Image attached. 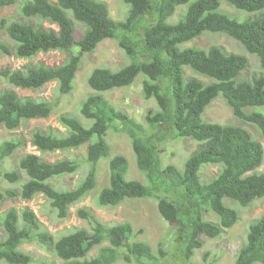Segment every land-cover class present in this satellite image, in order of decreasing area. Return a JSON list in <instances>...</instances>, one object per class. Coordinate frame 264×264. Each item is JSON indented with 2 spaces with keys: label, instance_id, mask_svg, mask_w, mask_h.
<instances>
[{
  "label": "trees",
  "instance_id": "trees-1",
  "mask_svg": "<svg viewBox=\"0 0 264 264\" xmlns=\"http://www.w3.org/2000/svg\"><path fill=\"white\" fill-rule=\"evenodd\" d=\"M222 1L250 17L240 20L223 12ZM124 2L129 6L127 16L116 21L109 5L101 0H0V16L14 6L21 16L15 20L0 19V35L6 34L12 41V44L0 42V56L31 61L40 53L70 52L69 58L58 66L29 62L18 69L2 68L0 81L34 92L56 82L62 96L70 94L84 56L93 53L104 41L116 40L131 62L118 71L98 67L90 74L88 85L93 93L82 102L79 113L92 121L93 126L88 128L77 117L63 114L59 123L64 132L36 129L31 133L30 144L42 154L87 146L84 157L89 166L87 175L71 192L72 199L80 201L96 189L99 164L111 156V148L105 141L107 130L126 133L147 184L126 180L129 161L123 155H115L109 160L110 184L101 190L98 205L117 207L130 199L157 200L161 217L179 229L187 264L204 247L203 237L217 239L239 223V212L228 207L226 199L248 207L264 198V172L258 173L264 164L263 145L241 126L206 122L203 118L207 108L222 96L237 119L257 126L264 136V113L246 111L264 107V76L240 79L250 66L244 55L228 53L217 45L208 49L184 45L205 33L224 34L257 55L264 69V0ZM182 7H185L183 16L175 23L170 22ZM150 16L154 23L144 24ZM45 22L58 29L46 28ZM76 23L86 27L78 41ZM141 29L143 33L139 35ZM142 55L149 59H142ZM141 74L145 98L154 99L159 109L146 116L148 129L157 132L160 126L168 125L178 138L200 144L183 170L175 165L163 167L158 145L166 132L148 142L150 135L145 126L117 109L104 95L133 85ZM53 111L46 100L21 97L10 88L0 91V126L8 132L18 131L31 120L49 119ZM93 137H97V143H92ZM27 145V141L17 136L0 143V165ZM206 165L220 166V172L209 182H203L201 177ZM80 168L81 163L74 159L49 162L36 154H25L16 169L5 170L1 176V180L21 187L4 190L0 186V200L29 202L37 195L52 196L56 193L52 180L74 175ZM22 172L27 178L25 182ZM188 196L197 199L194 207L188 205ZM62 199L60 194L53 205L64 219L69 215V207ZM205 210L216 214L219 222L206 220ZM78 216L91 223V234L80 229L56 240L44 230L34 211L10 208L0 214V227L5 233V238L0 239V262L30 264L31 256L19 248L33 241L46 246L62 264H116L120 260L129 264H161L166 256L163 248L156 255L148 243L135 241L129 222L107 226L87 209H80ZM89 237L93 242L107 243L92 258H89L92 250ZM238 261L264 264V217L250 225Z\"/></svg>",
  "mask_w": 264,
  "mask_h": 264
},
{
  "label": "rangeland",
  "instance_id": "rangeland-1",
  "mask_svg": "<svg viewBox=\"0 0 264 264\" xmlns=\"http://www.w3.org/2000/svg\"><path fill=\"white\" fill-rule=\"evenodd\" d=\"M51 1L56 2L57 0ZM101 1L109 5L110 14L116 21H122L127 16L129 6L124 0ZM222 11L240 20L250 17V15L236 10L224 1H222ZM184 12L185 7L179 8L176 14L170 19V22H177L183 16ZM1 18L15 20L20 19L21 16L17 11V7L14 6L5 9L0 16V19ZM145 23L153 24V17H147L144 21V24ZM76 24V39L78 41L82 37L86 27L80 23ZM44 26L46 28L58 29L55 25H50L48 22H45ZM142 33L143 31L141 29L139 35H142ZM1 41L12 44V41L6 34L0 35V42ZM214 45L222 47L228 53L244 55L249 59L250 66L240 77L241 80H252L254 77L260 75L264 76V69L261 66L258 56L247 52L241 43L227 35L205 33L191 44H185L184 47L196 46L198 48L208 49ZM69 56L70 52L60 51L40 53L31 61L0 56V69L6 67L18 69L29 62L32 64L43 62L49 66H58L69 58ZM141 58L149 59V57L144 55H142ZM130 62L129 57L119 47L116 40H106L99 45L98 49L93 53L84 56L81 68L75 79L74 90L70 94L62 96L56 82L49 83L40 90L34 92L9 87L5 82L0 81V91L4 88H10L21 97L29 96L37 100H46L50 102L54 109L49 119H38L25 122L16 132H8L3 126H0V143L16 136L28 142L25 148L15 153L11 158L0 165V186L4 190L8 188L19 190L21 187L19 184L13 185L7 181L1 180V176L2 172L5 170L16 169L18 160L25 154H36L49 162L67 158L77 160L81 163V168L76 174L66 175L52 180V184L56 189V193L52 196L37 195L29 202L22 201L21 199L14 200L9 198L0 200V214L5 213L10 208H16L20 211L24 208H29L36 213L44 230L58 240L80 229L91 234L93 227L91 223L78 216V211L80 209H87L97 220L107 226H113L124 222L131 223L134 228L135 241L148 243L156 255L160 248H163L166 252V256L162 259L161 264H184L185 259L182 254L179 229L177 226L171 225L161 217L158 211L157 200L148 198L130 199L117 207H101L98 205V197L101 190L110 184L109 160L115 155H123L129 161V171L125 178L126 180H138L147 184V179L137 167L132 142L126 133L114 131L112 129L107 130L105 141L111 148V156L109 159L103 158L99 164L98 185L96 189L80 201L73 200L71 192L87 175L89 166L84 162L87 146L69 152L59 151L42 154L30 144L31 133L36 129L46 131L52 128L64 132V128L59 123V118L63 114L75 116L80 119L86 127H92L93 122L84 119L79 113L82 102L87 96L93 93V90L88 85L90 74L98 67H106L113 71H118L130 64ZM187 74L189 76H194V74L189 71H187ZM143 78L144 76L141 74L133 85L114 89L104 93V95L117 109L124 111L131 118L145 126L150 135L148 136V142L161 135L162 132H166L167 136L158 145L163 167L175 165L183 170L186 160L197 151L200 144L191 139L178 138L176 132L172 130V128H169L168 125L160 126L157 132L148 129L149 126L146 121V116L155 113L159 109L154 99L148 100L145 98L142 85ZM201 79L204 80L203 78ZM246 111H259L264 113V107L250 108ZM203 118L206 122L241 126L247 129L264 147V136L261 134L259 128L253 124L245 123L237 119L233 114L232 108L222 96L214 100L207 108ZM97 142V137H93L92 143ZM219 172L220 166H204L201 170L203 182L211 181ZM262 172H264V164L261 169L258 170V173ZM21 174L22 181L25 182L27 178L24 176L23 172ZM60 194L63 196L61 201L68 203L69 207V215L64 219L59 217L58 208L53 205ZM185 196L187 195L185 194ZM186 198L188 199L189 206L194 207L196 205L197 199L189 196ZM225 203L228 207L234 208L239 212L240 222L217 239L210 240L203 237L205 242L204 247L201 250H197L195 256L187 264H239L238 252L246 243L250 225L264 217V198L254 201L248 207H242L231 199H226ZM205 219L214 223L219 222L218 216L210 210H205ZM3 238H5V233L0 227V239ZM88 243L92 246L89 258L96 256L101 246L107 245V243L99 244L98 241L93 242L90 237ZM19 250L31 256L32 261L30 264H44L46 262L62 264V261L59 260L51 250L37 241L25 243ZM0 264L7 263L1 261ZM116 264L129 263L120 260Z\"/></svg>",
  "mask_w": 264,
  "mask_h": 264
},
{
  "label": "clouds",
  "instance_id": "clouds-1",
  "mask_svg": "<svg viewBox=\"0 0 264 264\" xmlns=\"http://www.w3.org/2000/svg\"><path fill=\"white\" fill-rule=\"evenodd\" d=\"M235 18H236V17H235ZM257 200H258V199H257ZM233 201H234V200H233ZM255 201H256V200H255ZM240 206H241V205H240ZM239 222H240V221H239ZM235 226H236V225H235ZM235 226H234V227H235ZM234 227H233V228H234ZM230 230H231V229H230ZM227 231H228V230H227ZM223 234H224V233H223ZM223 234H222V235H223ZM222 235H221V236H222ZM221 236H220V237H221Z\"/></svg>",
  "mask_w": 264,
  "mask_h": 264
}]
</instances>
